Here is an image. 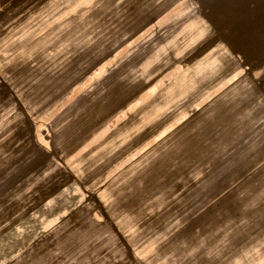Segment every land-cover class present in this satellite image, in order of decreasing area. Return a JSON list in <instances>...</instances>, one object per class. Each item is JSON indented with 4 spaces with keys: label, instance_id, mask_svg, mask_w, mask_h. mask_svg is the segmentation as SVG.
Returning a JSON list of instances; mask_svg holds the SVG:
<instances>
[{
    "label": "rangeland",
    "instance_id": "1",
    "mask_svg": "<svg viewBox=\"0 0 264 264\" xmlns=\"http://www.w3.org/2000/svg\"><path fill=\"white\" fill-rule=\"evenodd\" d=\"M0 264H264V0H0Z\"/></svg>",
    "mask_w": 264,
    "mask_h": 264
}]
</instances>
